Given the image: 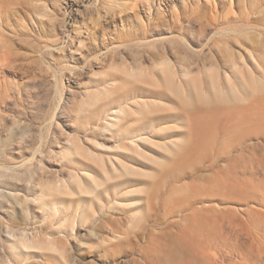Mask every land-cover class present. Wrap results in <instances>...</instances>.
Segmentation results:
<instances>
[{"label":"rangeland","instance_id":"obj_1","mask_svg":"<svg viewBox=\"0 0 264 264\" xmlns=\"http://www.w3.org/2000/svg\"><path fill=\"white\" fill-rule=\"evenodd\" d=\"M0 264H264V0H0Z\"/></svg>","mask_w":264,"mask_h":264},{"label":"bare ground","instance_id":"obj_2","mask_svg":"<svg viewBox=\"0 0 264 264\" xmlns=\"http://www.w3.org/2000/svg\"><path fill=\"white\" fill-rule=\"evenodd\" d=\"M18 247H20V248H22V249L27 248V247H28V242H27V240H20V241L18 242Z\"/></svg>","mask_w":264,"mask_h":264}]
</instances>
